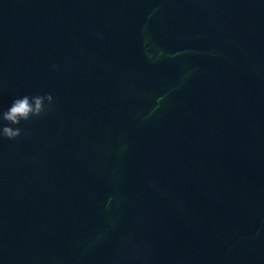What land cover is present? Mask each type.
Wrapping results in <instances>:
<instances>
[{
  "label": "water",
  "instance_id": "water-1",
  "mask_svg": "<svg viewBox=\"0 0 264 264\" xmlns=\"http://www.w3.org/2000/svg\"><path fill=\"white\" fill-rule=\"evenodd\" d=\"M0 264H264V0H0Z\"/></svg>",
  "mask_w": 264,
  "mask_h": 264
}]
</instances>
